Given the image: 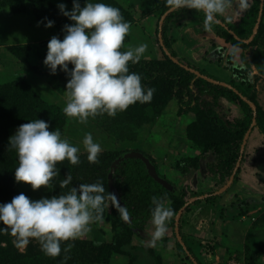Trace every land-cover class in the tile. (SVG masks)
<instances>
[{"label": "rangeland", "instance_id": "374dc122", "mask_svg": "<svg viewBox=\"0 0 264 264\" xmlns=\"http://www.w3.org/2000/svg\"><path fill=\"white\" fill-rule=\"evenodd\" d=\"M89 2H103L120 8L124 18L131 23V31L121 51L135 48L142 43L148 44V50L140 62L129 63L131 72L137 71L141 62L165 63L159 44L158 27L165 8L168 9L166 0ZM61 3L66 4L69 11L72 10L73 0H0V86L24 81L46 103L50 112L55 114L57 110L64 114L63 120L54 123L50 130L59 129L63 138L80 148L78 165L64 161L63 169L67 171L63 181L71 176L72 182L67 187H61L63 190L58 195L67 194L73 187L82 185L84 174L98 169V164L106 160L100 159L98 163H90L85 157L88 154L83 139L89 132L93 134L95 141L101 144L102 157L108 158L121 151L134 150L147 154L154 160L159 172L174 184L178 196L185 194L184 198L191 200L216 190L221 182L217 162L204 151L210 142L232 140L233 137L222 135L224 133L213 124L214 118L232 123L242 121L246 115L243 110L222 93L215 95L214 107H208L190 98L187 92L180 93L176 87L173 92H168L170 97H167L164 105L160 106L162 99L159 102L154 101L152 106L147 108L148 117L144 124L134 123L137 126L134 131L135 140L125 139L129 131L122 127L123 122L127 125L132 123L126 116L129 108L111 117L115 119L111 125L108 124L107 114L89 118L87 123L83 124L75 118L67 117L63 108L68 99L66 86L69 77L64 71L51 74L44 64L50 39L58 36L62 40L65 35L62 31L64 25L74 23L60 12L58 5ZM80 3L84 6L86 0H80ZM251 3L252 1L248 0V7L244 8L241 6V0H229L225 12L218 14L220 21L238 26ZM48 20L55 22L52 27H46ZM262 23L264 29V16ZM202 25L203 22L180 14L170 21L167 28L169 41L177 59L186 60L196 67L201 65L196 62L195 57L192 58L193 61L190 60L192 52L188 49L198 53L206 46H216L211 37L202 34ZM245 43L249 44L251 41ZM227 47L216 48V53L211 47V56L225 59V69L231 74L226 80H233L242 87L252 97L251 102L264 112V47L254 50V47H259L250 44L236 51ZM72 67L74 66L69 64V68ZM199 69L211 75L216 73L215 69ZM20 125L22 124L16 123L10 127L5 125L1 134L4 141L9 142V138L16 133ZM243 157L236 181L216 194L220 197L214 211L197 206L184 216V236L195 257L203 264H264V139L256 130L251 132L247 140ZM81 160L90 164L81 165ZM18 163L16 158L9 173L5 191L8 201L0 203L10 202L20 193L32 199L42 188L41 186L40 189L33 190L30 184L15 180ZM194 163H197V167H194ZM56 180L57 177L54 178V184ZM164 201L173 210L175 218L179 203L171 197ZM104 207L103 220L92 223L90 231L75 241L63 242L60 256L50 257V260L65 264H189L185 255L176 249L172 226H167L164 238L158 241L155 247H150L151 236L155 231L152 219L146 223L144 229L133 234L122 226L108 198H104ZM153 207V204L149 206V212H152ZM0 239L1 246L10 243L25 254L24 260L28 259L26 255L29 251L32 257L47 256L36 239H32L26 247H17L10 231L2 232ZM69 244L73 246L64 251ZM110 245L113 250L111 255L107 256L102 247ZM25 264L35 262L27 261Z\"/></svg>", "mask_w": 264, "mask_h": 264}, {"label": "clouds", "instance_id": "9594fccd", "mask_svg": "<svg viewBox=\"0 0 264 264\" xmlns=\"http://www.w3.org/2000/svg\"><path fill=\"white\" fill-rule=\"evenodd\" d=\"M229 0H166L169 10L189 9L205 13V29L211 31L218 14H223ZM248 7V0H241ZM60 12L72 24H65L61 40L53 36L48 43L44 64L55 75L64 71L69 77L67 103L63 112L80 123L89 118L107 114L115 117L137 102L150 103L155 89L146 88L140 74L131 72L129 63H139L148 50L142 43L135 48L121 51L131 31L120 8L103 2L73 0L72 10L67 5H58ZM39 23V22H38ZM54 21L48 20L46 27ZM69 64L73 65L71 69ZM9 147L17 153L18 166L15 180L26 182L33 190L41 186L54 187V178L59 176L58 164L67 160L72 165L80 163V148L63 138L59 129L50 130V122L43 119L31 120L20 125L9 138ZM83 145L90 163H98L102 146L92 133H87ZM72 182L68 176L61 184L67 187ZM102 183L80 185L70 192L52 197L32 200L20 193L11 202L0 203V230L15 238L17 247H26L32 239L39 241L41 250L49 257H58L62 243L75 241L95 221L104 219V193ZM152 220L155 231L150 247H155L167 233V224L173 210L165 204L163 197L153 196ZM125 219L127 217L125 216ZM73 245L69 244L70 250Z\"/></svg>", "mask_w": 264, "mask_h": 264}, {"label": "trees", "instance_id": "16d2710c", "mask_svg": "<svg viewBox=\"0 0 264 264\" xmlns=\"http://www.w3.org/2000/svg\"><path fill=\"white\" fill-rule=\"evenodd\" d=\"M251 6L247 9L244 17L240 21L238 26H232L227 24L228 27L217 23V21L212 25V31L217 34V36L223 39L225 42L229 43L231 47L235 48H244L248 45H256L259 48L264 47V29H263V16L262 15L261 22L259 24V28L254 38L251 40V43L246 44L245 40H248L252 35L253 28L257 22L258 12L260 8V0H251ZM169 10V8H165L164 13ZM180 14H187L188 16L193 17L196 20H200L201 22H205V13L203 11L197 10H189V9H179L171 11L164 19L162 25V38L164 45L170 52V54L177 57L176 52L172 49V46L169 41V37L167 34V28L170 21ZM219 19V16H217ZM233 31L238 38H235L234 35L230 32ZM159 32V27H158ZM163 52L164 62L160 61H150V62H141L137 71L138 74L142 77V83L146 88H154L155 93L152 101L150 103L141 104L137 102L134 105L129 107V111L127 113V120L131 121V125L123 122L122 127L124 130L129 131V135L125 136V139L135 140L136 135L135 132L138 124H144L147 121L148 114L146 110L149 106H152L154 101H161L160 106L164 105L167 97H170L168 92H173L174 88L177 87L178 91L181 93L182 91L187 92L190 98H193L196 101H199L202 104L207 105L208 107H214L216 104V100L214 99L217 93H222L226 95L227 98L231 99L233 102L237 103L238 106L243 110L246 114L245 118L242 121H234L228 122L226 120L218 121L214 118V125L218 127L220 132L224 133L222 135L226 137H233L232 140L225 141H215L210 142L206 148L205 153H208L212 158L217 162V171L220 174L221 182L218 185L216 190H212L209 192L205 198L197 199L194 202L190 203L182 212L179 221V231L182 236L183 242L185 243L187 250L190 254L195 258L197 264H203L197 257H195L192 252L188 242L184 236V224L183 219L185 214L193 210L196 206H204L211 211H214L216 208L217 201L220 195H212L214 192L218 191L220 188L226 185L229 178L231 177L235 166L237 164L238 158L240 156V148L243 142V138L247 130L249 129L253 118L255 117V126L253 130H256L264 139V112L258 106L253 110L251 106L243 100L233 89L227 88L222 85L213 84L202 77L197 76L196 74L190 72L179 64L174 63L168 55L165 54L163 48L160 46ZM181 64H185L186 66L193 68L199 71L202 75L208 76L214 80L220 81L219 78L208 74L207 72L199 69V67L191 65L188 61L178 59ZM167 61V63H166ZM169 63V64H168ZM171 65L172 67H170ZM227 83V82H226ZM234 89H236L242 96L247 98L250 102L253 101L252 97L249 96L246 91L242 89L239 85H237L233 80L228 82ZM170 92V93H171ZM166 97V98H164ZM211 98V99H210ZM51 107V106H50ZM159 107V106H158ZM54 108V107H53ZM161 108H157L159 110ZM55 111V114L49 111L46 103L42 99H40L32 89L24 82H11L7 83L3 86H0V201H8L6 197V187L8 183L9 173L11 168L16 162L17 153H15L9 147V142L4 141L1 137V134L5 130V125L10 127L13 124H24L28 123L31 120L35 119H43L45 121L50 122V127L54 125V123L58 122V120H63V113ZM255 113V116H254ZM109 123L112 124V121L115 119H111L108 117ZM223 118V117H222ZM121 119V118H120ZM119 119V121H120ZM136 125H135V124ZM134 130H133V128ZM124 134V132L122 131ZM246 148V147H245ZM136 151V150H134ZM129 152V151H121L117 154L110 155L108 158L102 157L100 155V159L102 160L98 164V169H92L91 171L84 174L82 185L87 184H95L97 182L102 183L105 189L103 196L104 198H108L110 200V204L116 210L118 218L122 226L129 233H133L136 230H142L145 228L146 223L152 219V212H149V206L152 205V197L158 196L166 199L167 197H171L175 202H178L177 213L180 208L184 206L187 200L184 198L185 194L177 193V190L174 188L173 191H170L164 188L159 183L155 182L147 173L145 163L137 158H128L123 160L116 166L112 167L113 161L120 156L121 154ZM140 152V151H137ZM144 154L146 157L150 159V161L154 164L157 172L165 178L169 183H171L166 177H164L158 170L157 165L154 160L149 157L147 154ZM244 156V154H243ZM88 158V156H85ZM244 158V157H243ZM212 161V160H209ZM243 161V159H242ZM241 161V164H242ZM188 162V161H187ZM86 163L84 160H81V165ZM189 163V162H188ZM86 164H90L89 162ZM197 163H194V167ZM240 164V166H241ZM89 166V165H87ZM60 169V174L57 176V180L55 181L54 187L52 189H48L45 186H42L41 190L38 194L32 198V200H38L42 197H52L56 196L60 193L61 184L63 182V176L66 175L67 169H63L64 162L58 164ZM90 167V166H89ZM91 168V167H90ZM63 169V171H62ZM240 167L237 170L234 182L237 179L239 174ZM113 177L114 185L117 188L122 201L125 204L128 215L131 219L129 224H126L119 212V209L112 198L111 192L108 188V177ZM92 179L93 181H91ZM174 185L173 183H171ZM8 190V189H7ZM198 197V196H197ZM13 199V198H12ZM11 202V201H10ZM176 213V215H177ZM105 214V207H104ZM176 217V216H175ZM168 227L172 226L174 228L175 235V218L172 217L167 224ZM0 227H4L2 222H0ZM6 233L0 230V235ZM134 234V233H133ZM176 237V235H175ZM1 242V239H0ZM1 244V243H0ZM175 246L179 253L185 255L189 264H194L191 260L190 256L187 255L182 245L175 238ZM102 251H104L105 255H111L113 248L110 246H103ZM25 254L19 252L17 248L13 244H7L6 246L0 245V264H25L27 261H33L35 264H65V263H55L53 260H50L49 256L46 258H39L34 255L32 257L31 252L29 251L28 255H26L27 260H24ZM45 259V260H44ZM100 261L99 259H96Z\"/></svg>", "mask_w": 264, "mask_h": 264}, {"label": "water", "instance_id": "95a60500", "mask_svg": "<svg viewBox=\"0 0 264 264\" xmlns=\"http://www.w3.org/2000/svg\"><path fill=\"white\" fill-rule=\"evenodd\" d=\"M173 10H167L164 15L161 17V20L159 22V44L160 46L163 48V51L165 52L166 55H168V57L176 64H179L181 65L182 67H184L185 69L189 70L190 72L196 74L197 76L199 77H202L204 78L205 80L213 83V84H218V85H222V86H225L227 88H230V89H233L243 100H245L253 110L256 109V106L250 102L247 98H245L244 96H242L236 89H234L231 85H229L228 83L226 82H222V81H217V80H214L212 78H209L208 76H205V75H202L200 72L196 71L195 69L193 68H190L184 64H181L180 61L173 57L170 52L168 51V49L166 48V46L164 45V42H163V38H162V25H163V21L165 19V17ZM263 11H264V0H260V8H259V12H258V17H257V22L253 28V32H252V35L250 36V38L248 40H245V42L249 43L255 36V34L257 33L258 31V28H259V24L261 22V19H262V15H263ZM217 23L224 26L225 28L228 29V27L222 22L220 21L219 19H217ZM235 38H238L235 33L233 31H230ZM254 116H255V113H254ZM255 117L253 118L252 120V123L249 127V129L247 130V132L245 133L244 135V138H243V142L241 144V148H240V156L238 158V161H237V164L235 166V169L231 175V177L229 178L228 182L226 183L225 186H223L222 188H220L218 191L214 192L212 195H216V194H219L221 193L222 191H224L225 189L228 188V186L233 182L234 180V177H235V174L237 172V170L239 169L240 167V164H241V161L243 159V154H244V150H245V147H246V144H247V140L253 130V127L255 126ZM128 158H137V159H140L142 160L145 165H146V169H147V173L148 175L157 183H159L160 185H162L164 188L170 190V191H173L174 190V186L169 183L165 178H163L156 170L154 164L150 161V159L148 157H146L144 154L140 153V152H137V151H129V152H125L123 154H121L120 156H118L112 163V167L115 168L116 166H118V164L120 162H122L123 160L125 159H128ZM108 188L111 192V195H112V198L113 200L115 201L118 209H119V212L124 220V222L126 224H129L131 222V219L128 215V212H127V209L125 207V204L124 202L122 201L121 197H120V194L117 190V188L115 187L114 185V180H113V177L110 175L108 177ZM205 196H198V197H195V198H192L191 200H189L188 202H186L184 204V206L182 208L179 209L176 217H175V235H176V239L178 240V242L182 245L183 249L185 250V252L187 253L188 256H190L191 260L193 261L194 264H197V261L195 260V258L190 254V252L187 250V247L185 245V243L183 242V239H182V236L180 234V231H179V221H180V217L182 215V212L184 211V209L192 202H194L195 200L197 199H201V198H204ZM125 216L127 217V219H125ZM139 232L140 230H136V232Z\"/></svg>", "mask_w": 264, "mask_h": 264}, {"label": "crops", "instance_id": "0c3cea01", "mask_svg": "<svg viewBox=\"0 0 264 264\" xmlns=\"http://www.w3.org/2000/svg\"><path fill=\"white\" fill-rule=\"evenodd\" d=\"M184 15H187V14H184ZM189 17H191V16H189ZM191 19L196 20L193 17H191ZM196 21H198V20H196ZM200 23H202V22L200 21ZM202 26H203L202 34H204L205 37H211V39L213 41V44H215L216 46L215 47H213L211 45L206 46L203 50L201 49V52H198V53H196L195 51H194L195 53H193L191 48L188 49L190 52H192V54H190V55H192L190 57V60L193 61V59L196 58V62H198L201 65V66H199L200 68L215 69L216 73L213 74V76H215L216 78H219L220 81L223 80V81H228L229 82L230 80H226V79H228L231 74H229L228 69H225V65H224L225 59L224 58L216 59V58L213 57V55L211 56V52L212 51H210V48L212 47L214 53H216L217 51H215V49L218 48V47L228 46L227 47V49H228V48H231V46L229 45V43H227L223 39L219 38L215 32H213L212 30L209 31V30L205 29L204 25H202ZM231 49L236 51V49L238 50L239 48L232 47ZM258 49H261V48L254 47V50H258ZM208 57H211V58H208ZM207 61H211L212 63H209ZM203 196H205V195H203Z\"/></svg>", "mask_w": 264, "mask_h": 264}, {"label": "built area", "instance_id": "2783aa9c", "mask_svg": "<svg viewBox=\"0 0 264 264\" xmlns=\"http://www.w3.org/2000/svg\"><path fill=\"white\" fill-rule=\"evenodd\" d=\"M234 264H241V263H234Z\"/></svg>", "mask_w": 264, "mask_h": 264}, {"label": "flooded vegetation", "instance_id": "af4514ba", "mask_svg": "<svg viewBox=\"0 0 264 264\" xmlns=\"http://www.w3.org/2000/svg\"><path fill=\"white\" fill-rule=\"evenodd\" d=\"M220 20V19H219Z\"/></svg>", "mask_w": 264, "mask_h": 264}]
</instances>
